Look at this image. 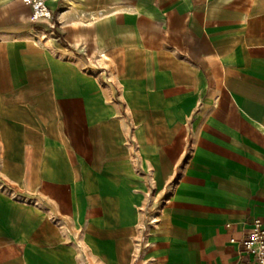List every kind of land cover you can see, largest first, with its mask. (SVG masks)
<instances>
[{
  "label": "crops",
  "instance_id": "crops-1",
  "mask_svg": "<svg viewBox=\"0 0 264 264\" xmlns=\"http://www.w3.org/2000/svg\"><path fill=\"white\" fill-rule=\"evenodd\" d=\"M49 6L0 0V264H258L264 0Z\"/></svg>",
  "mask_w": 264,
  "mask_h": 264
},
{
  "label": "built area",
  "instance_id": "built-area-1",
  "mask_svg": "<svg viewBox=\"0 0 264 264\" xmlns=\"http://www.w3.org/2000/svg\"><path fill=\"white\" fill-rule=\"evenodd\" d=\"M31 8V20H53V12L49 6V0H22ZM235 242V239H232ZM246 255L254 259L258 264H264V224L259 218H255L249 233L241 240Z\"/></svg>",
  "mask_w": 264,
  "mask_h": 264
}]
</instances>
